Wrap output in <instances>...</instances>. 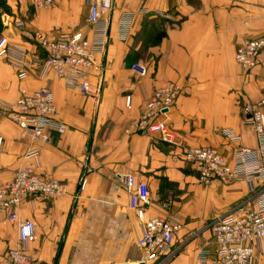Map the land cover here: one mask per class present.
<instances>
[{"label":"crops","instance_id":"0c3cea01","mask_svg":"<svg viewBox=\"0 0 264 264\" xmlns=\"http://www.w3.org/2000/svg\"><path fill=\"white\" fill-rule=\"evenodd\" d=\"M112 2L101 23L108 22V47L98 54L102 67L85 96L53 72L44 74L46 54L25 33L56 38L81 32L94 40L98 29L87 20L89 1L55 0L38 9L31 0H0V40L7 38L10 50L0 51V97L16 100L23 90L48 86L56 120L67 126L65 133L50 129L49 142L41 143L0 118V184L11 181L17 168L35 166L24 158L32 147L41 151L37 173L67 184L62 196L35 195L17 208L20 219L37 226L28 255L38 264H155L144 262L142 223L119 179L132 174L149 187L148 217L165 215L183 224L165 264H218L209 225L257 196L264 182L203 184L185 152L214 147L234 167L241 147L260 148L243 109L264 97V50L253 70L237 63L235 51L244 39L264 37V0ZM134 65L145 66L146 74ZM167 82L182 86L166 116L178 146L131 130L146 101ZM230 130L239 142L225 135ZM18 241L16 222L0 211V264ZM252 261L264 264V242Z\"/></svg>","mask_w":264,"mask_h":264},{"label":"built area","instance_id":"2783aa9c","mask_svg":"<svg viewBox=\"0 0 264 264\" xmlns=\"http://www.w3.org/2000/svg\"><path fill=\"white\" fill-rule=\"evenodd\" d=\"M90 13L88 23L97 30L94 40L85 37L81 32L61 35L52 38L42 32H27L46 54L43 60L44 74L53 72L63 80L68 88L77 89L83 95L91 94L90 78L101 70L98 54L104 53L108 47V22L102 27V17L112 9V0H88ZM38 9L50 8L55 0H31ZM9 50L7 38L0 40V51ZM264 50V37L244 39L235 51V60L246 70L257 67L259 57ZM10 51V50H9ZM133 70L143 76L147 69L143 65H134ZM24 77V75H23ZM101 89V88H100ZM182 86L175 82H167L157 88L144 104L139 119L132 126V131H142L157 135L164 142L178 146L177 136L172 131L167 113L175 105L181 94ZM126 106L131 108V96L126 97ZM264 97L257 104H248L243 111L249 115L250 124L261 141L258 150L243 148L239 150L236 165L232 167L227 159L214 147H192L185 152V159L191 163L199 180L209 184L214 180L229 183L246 179L253 184L254 180L264 182ZM57 107L52 90L42 86L34 92L22 91L16 100H4L0 97V118L15 122L22 129L24 136L41 143L50 140L49 130L58 129L65 133L67 126L56 120ZM232 141L239 142L241 136L234 131L225 132ZM3 139L0 137V148ZM39 147H32L24 158L32 160L35 166L24 165L17 168L11 181L0 184V211L8 220L16 222L18 245L9 249L3 256L5 264H38L28 255V247L37 239V226L32 220L20 219L17 208L32 196L44 195L55 198L67 191L64 182L44 178L37 173L39 167ZM121 183L130 196V207L136 212L142 223V234L138 246L143 253L144 262L155 264L167 263L173 255V244L176 234L183 228L179 219L165 215L147 216L150 205V191L146 183L137 180L132 174L120 175ZM85 179L80 189L83 190ZM209 228L217 247L218 264H253L255 252L261 251L264 242V185L257 196L240 204L235 211L217 218Z\"/></svg>","mask_w":264,"mask_h":264},{"label":"water","instance_id":"95a60500","mask_svg":"<svg viewBox=\"0 0 264 264\" xmlns=\"http://www.w3.org/2000/svg\"><path fill=\"white\" fill-rule=\"evenodd\" d=\"M142 264H144V263H142Z\"/></svg>","mask_w":264,"mask_h":264}]
</instances>
